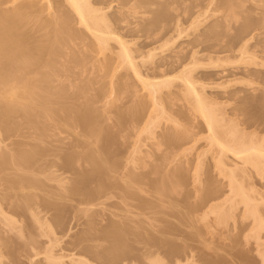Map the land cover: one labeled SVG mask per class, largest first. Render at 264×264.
Wrapping results in <instances>:
<instances>
[{
    "label": "rangeland",
    "instance_id": "obj_1",
    "mask_svg": "<svg viewBox=\"0 0 264 264\" xmlns=\"http://www.w3.org/2000/svg\"><path fill=\"white\" fill-rule=\"evenodd\" d=\"M111 1L113 8L111 6L108 11L120 6L119 3L123 0ZM125 1L123 2L127 4L130 0ZM152 1L150 3L153 4H150L149 0V4L144 3V9L142 5L140 6L144 12L139 7L135 9L137 13L139 12L136 19H133L135 14L131 15V18L128 17L129 20L131 19L129 22L136 21V24L130 23L134 24L131 27L139 24V28H134L140 29L139 31L135 29L137 33L132 31V28L130 31L124 30L123 33L124 37L130 40L129 44L133 52L137 54L140 50L145 52L149 48L157 47L156 58L161 56L164 59L171 57L172 53L177 51L183 54L182 50L189 51L190 48V50L194 48L198 50L199 53L195 50L194 52L198 53L196 55L200 62L195 60L197 56L192 60L193 57L190 55L187 59L191 57L192 61H197V65L201 64V67L194 68L195 78L201 84L204 83L203 86L198 83L199 89L212 106L214 104V107H219H216V110H221L222 114L219 115H223L224 112L223 116H218L221 120L217 119L220 125L215 126L217 129L215 133L218 132V135H215L219 136L222 141H226V144H230L231 130L235 128L233 130L241 133L238 134L240 141L259 144L264 139V0ZM10 2L11 0H2L1 5L5 6ZM24 2L26 0H20V3ZM163 4L166 6L164 7ZM178 4L180 6H177ZM163 7L169 8L170 13H167L172 17L176 14V19L180 17L179 19L184 22L187 18V22L183 24L188 26L187 29H184L180 37H176L178 36L176 34L173 40L171 38L169 41L164 40L167 30L165 27L173 25L176 19L171 18L173 24L170 23L171 19L166 13L168 10L165 13L170 20L169 26H166L168 20L166 22L162 20L164 17L160 18L161 20L156 18L159 20L157 22L154 19L161 15L160 9ZM157 11L159 16L156 14ZM193 13L198 14L199 17L193 15L192 18ZM184 16L185 18L182 19ZM194 18L198 19L196 23L198 25L193 28L189 23ZM146 25L148 28L145 27ZM161 27L165 29V32H162L165 34L164 37L161 31L157 30ZM151 28L154 32L156 30L159 32H156V36H152L155 37L154 39L147 35V32L152 31ZM170 34L167 33L169 38L172 36ZM145 36L148 38L149 45L142 47V43H147ZM151 38L152 43H150ZM185 44L188 49H185ZM177 48H181V51ZM242 50L246 51L245 56L242 54L244 58L241 56ZM94 54L97 57L101 56V53ZM95 56L94 59H96ZM218 57L220 59L217 63H219H215L219 66L212 62ZM94 59L91 61L86 58L89 62L86 61L88 67L81 63L82 67L86 70L91 69ZM187 59L184 64H187ZM190 59L187 62H190ZM83 61L85 63V59ZM79 62H81L80 59ZM48 68L41 70L40 75L47 76ZM57 68L59 72H56L57 75L52 76L51 74L53 79L48 78L50 82L46 86L48 91L50 86L52 88L49 93L54 103H56L55 100H60L55 98L63 94L61 97H64V100L72 101L78 111L82 109L84 111L87 105V95H94L97 110L94 109L96 113L93 114V119L96 117V121L94 120L91 126H94V122L101 124L102 129H98L102 130L101 138L99 136L100 139H96L95 134H93L95 136H89L86 130L89 129L90 124L78 122H74L75 125L68 123L73 127L66 125L69 129H66L64 125H54L57 122H49V120H45L48 122L46 124L43 121L42 125H39L41 124L39 122V126L36 127L35 123L38 121L33 120L35 118H30L34 123L25 122L29 119L24 120L22 115H19L22 116L21 118L17 115V121L25 122H21V127L19 121L20 125L16 124L14 127L16 119L13 118L14 124L13 122L11 124V119L8 124L6 123L12 129L1 126L3 124L0 123V160H6L7 157L12 159L10 156L14 154L17 147H21L19 151L27 150V153L29 150L34 153L31 149L39 150L34 161L31 158L26 165L24 164L25 166L22 163L23 166H19L20 168L26 167V174L28 173L29 179L33 180L29 183L35 181L37 183V185L36 183L35 185L28 184L29 188L26 185L27 189L24 188L22 179L19 183L16 181L18 176H21L19 173L24 172L22 169L19 172L20 168L17 165L20 163L15 162L17 164L15 169V165H10L11 159L6 160L7 162H0V165L2 163L1 166L4 167L3 169L0 166V211L2 212L0 213V241L5 243L1 245L0 242V264H74V260L69 258V255H62V261L65 262L62 263L61 259L57 258L61 253L70 254L72 257L81 256L86 264H101L102 260L99 255L110 251L112 253L111 249L115 250L118 247L113 246L118 243H111L112 241H117L121 245V240L128 237L130 238L128 242L140 245L144 244L141 243L143 240L147 242L157 239L158 241L160 235L164 233L166 237L165 235L161 237L166 238L164 242L160 243V240L156 243L162 245L165 241H169L167 244L169 246L165 248H169L167 250L171 248L173 258L180 254L182 264H264V227L258 228L259 218L245 212L243 198L236 184L241 183L250 193V197L253 196L252 199L263 207L264 174L262 175L256 166L243 162L228 150L225 154L221 153L222 149L219 152L220 145L215 143L213 137H210L211 130L202 115L194 108L192 99L177 92L176 89L180 88L178 87L179 79H173V84H169L165 92L158 96V100L160 101L159 97L162 100L158 108V104L150 99L147 90L135 77H126V82L124 79L122 82L119 80L117 82V77H114L116 82L113 84L109 76L99 79L95 76L96 74H93L90 84L87 83L90 78H86L85 81L84 76L81 77L82 75L79 76L77 73L69 75V78L61 76L64 68L60 64ZM179 68L175 70L173 68V71L168 74L177 73ZM88 71L85 72L86 75ZM62 78H66L65 82L61 80ZM70 80L74 81V85L77 83L79 85L81 81L86 82V85L90 84L86 86V89L84 88L87 95L77 93L75 96L71 93L73 88L76 92V86H68L66 82ZM118 88L121 90L119 91ZM167 91L173 93L167 94L169 93ZM118 92H121L122 97L118 99L117 107L128 115L121 122L116 123L115 109L109 108L105 102L109 98L113 100L114 97L116 100ZM138 98H143L142 102L145 106L141 100L138 102ZM135 103L139 107L141 104V107H144L141 111L139 108L135 111H139L140 114L132 111L136 109H133ZM98 124L95 123L96 128L100 126ZM96 128L93 127L92 130L90 128L91 132H89L94 133ZM170 133L174 134V137L180 134L184 137L180 135V139L166 140ZM8 149L14 152L9 155L10 150ZM85 149H91L93 156L99 153L104 157L107 161L103 158L106 168L104 167L105 169L103 168L101 172L95 170L96 165L93 166L95 159L91 157L94 159L91 160L90 155L85 153L87 152ZM68 154H72L73 159ZM5 162H9L10 166L3 164ZM229 169L235 171L233 179L236 177L237 180L234 181L236 183L232 181L233 179L231 180L233 174L231 175ZM80 178L83 180L79 181ZM74 180H76L75 184ZM21 182L23 186L20 185ZM164 182L168 186L173 185V188L169 186V189L165 188L166 191H164L161 189ZM39 184L41 187L35 188ZM79 185H82V191L76 189ZM20 187L24 188V191H20L18 189ZM95 191L96 195H94ZM20 192L31 195L30 207H26L25 197L22 200L20 197L23 194ZM88 193L92 196L91 194L87 196ZM13 195L16 196L13 197ZM32 197L35 199L33 200ZM20 199L23 201L20 202L22 204H17L21 201ZM134 203H148L150 206L155 204L156 207L151 206L152 208L146 205L149 206L148 210L149 208L154 209L153 212L156 210L159 213L155 211L156 213H150L149 216L147 206L141 205L143 208L145 206L148 212V215H146L147 212L142 214L145 208L144 210L141 208V211L138 209L140 205H132ZM126 207L130 211L133 209L134 214L124 215L121 211ZM223 208L230 210V213L229 216L226 215L228 217H223L222 214V219H220L222 211L226 213ZM181 213L187 215L186 220L183 219L184 215ZM262 213L264 214V210ZM177 214L180 215V220ZM3 215L12 217L15 221H13L15 224H12L15 229L11 224L9 225L11 222L8 221V224L4 222L7 218L5 219ZM37 217L41 219L38 220L39 222L36 220ZM178 221L182 223H177ZM127 226L128 229H126ZM140 235L146 239L140 238ZM136 238L142 241H138V244Z\"/></svg>",
    "mask_w": 264,
    "mask_h": 264
},
{
    "label": "bare ground",
    "instance_id": "obj_2",
    "mask_svg": "<svg viewBox=\"0 0 264 264\" xmlns=\"http://www.w3.org/2000/svg\"><path fill=\"white\" fill-rule=\"evenodd\" d=\"M110 1L111 0H106V1L105 0H103V1L102 0H26V2L20 3V0H11V2L9 4L2 6L1 5L2 0H0V123L3 124L1 126H5L6 128L9 127L7 125L9 120L11 119L10 122L12 124V122L14 121L13 119H16L19 115H22L24 120L29 119V120H26L25 122L30 121V122L34 123L31 120L33 118H35L33 120L38 121V122L36 121L37 123H35L36 127L39 125H42L43 121L45 122V124L48 123L45 120H49V122H57V123H54V125H56V124L61 125V126L64 125L65 128L67 127L66 129H69V127L73 128L70 125H68V123L72 124L74 122H78V123H83L86 125L90 124L89 129L86 130V132H88V135L89 136H95L96 135V139H100L101 138L100 133L102 132V130L101 131H99V130H100V128L102 129V126H101V124H98L99 122H94V126L92 125L94 128L97 127L96 126L97 124L100 126H98V128H96L93 131L94 133H92V134L90 133L91 132L90 128H91V130L93 128L91 126V123L94 120L96 121V119H95L96 117L93 119V117L96 113L95 111L97 110L95 107L96 101L93 98L94 95L85 94V92L87 93V91H85L86 86L87 87L90 86L91 80L93 78L91 76L93 74L94 75L96 74L95 76H97V78H99V79H101V77L109 76L111 79V82L113 84L116 82V80H114V77H117V82H118V80L120 82L125 80V82H126L127 81L126 77H129V76L135 77V79L137 78V80L142 84V87L147 90L146 92H147V95L150 97V99L153 100V102L155 104L159 105V106L157 105L158 108H160V104L162 103V102L160 103V101H162L160 97H159L160 101L158 100V96L165 92L166 88H168V85L169 84L171 85L173 79L174 80L179 79L178 80L179 81L178 87H180V88L176 89L177 92L182 93L184 96H187V98L190 97L189 98L190 100L192 99L194 108L202 115L204 121L207 123V125L209 126V128L211 130L212 136L210 135V137H213V139L216 141L215 143L220 145L221 148H219V152L221 151L220 149H222L221 153L224 152L222 154H225V152L228 150V151L234 153L240 159H242L243 162H249V163L253 164L254 166H256V168H258V171L261 174L262 173L264 174V139L259 144L254 143V142H250V141H243V140L240 141L239 135L241 133H239V132L237 133V131L233 130L235 128H233L231 130V133H232L230 136L231 137V143H230V141L228 142L230 144H226L225 143L226 141H222V139L219 136L218 137L220 139L215 135V134L218 135V132L215 133L217 130L215 128V126L217 127L218 124L220 123L219 120H221V118H218V116L219 117L223 116L224 112H223V115H219V114H222L221 110L220 111H219V109L216 110V107L217 108H219V107L216 105H215L216 107H214V104L212 106L209 103L207 97L205 95H203L202 91H200V89H199V84H201V83L197 78H195L196 76H194V68H198L199 66L201 67V64L197 65L196 64L197 61H195V60L199 61L198 55H196L199 53V51L195 50V48L193 50H190L191 48L188 49L187 45L185 44V46H186L185 49L187 48L189 51L182 50L183 54H180L179 51L176 50L177 52L174 51L175 53H172L171 57L170 56L167 58L165 57L164 58L165 60L163 58H161V56H160V58H156V53H157L156 48L157 47L156 48L155 47L149 48L145 52L140 50L137 54H135L133 52L132 46L129 44L130 40L126 39L123 35L124 30L130 31L132 28L131 25H134V24H130V23L136 22L135 20L134 21L132 20V22H129L131 19L129 20L128 17L130 16V18H131L134 14H135V16L133 17V19L135 17H137V14L139 12L137 13L136 8L137 7L140 8L141 5H142L141 7H143L144 3H145V5H146V2H147V4H149L152 0L151 1L149 0V3H148V0H130V1L126 0V1H129L127 4L123 2L124 0L123 1L120 0L121 1V3H119L120 6L118 5L116 8L114 7L115 9L108 11L109 8L112 6V3L110 4ZM113 1H111V2H113ZM104 3H106L107 5L108 4H110V5L106 6V4H104ZM178 3H179V1H178ZM150 4H153V3H150ZM163 6L165 7L166 4L165 5L163 4ZM177 6H180V5L178 4ZM164 7H163V9H160L161 15L158 14V11L156 12V14L158 16L159 15L160 16L155 17L154 19L158 18L159 20H161L164 17L162 20H165V22L168 20V18L169 19H171V18L176 19V17H175L176 14L172 17V15L168 14V13H170V10H168L169 8L167 7V9H165ZM112 8H113V6H112ZM140 9L142 10V8H140ZM140 9H138V11ZM143 9H144V7H143ZM146 9H147V7H146ZM166 10H168V11H166ZM142 11L144 12V10H142ZM165 11H166V13L168 12L167 13L168 18L166 16ZM185 11H186V9H185ZM129 12H131V13H129ZM128 14H130V15H128ZM195 14L194 13L191 14L192 18H193V15H195ZM163 15H165V16H163ZM195 16H198V14ZM179 18L174 20V24L172 22L173 19H171V22H170V20H168V23H167L168 25H166V26H169L170 23H172L173 25L170 24V26L168 28L165 27V29H167L166 35L162 33V32H165L164 28L163 29H162V27L159 29L155 28L158 31L159 30L161 31V32L160 31L159 32L162 33L161 35H163V37L165 35V39L164 38H162V39L169 41L172 38V40H173V36H175L177 34L178 36H176V37H180L181 34L187 29L186 27H188V26L183 25V24H185V22H187L186 21L187 18H185V16L182 18V19L185 18L184 22H183V20H181ZM188 18L191 19L190 17H188ZM158 19H156V22L159 21ZM194 19H195V21H194ZM194 19L191 21L189 20L190 21L189 25H190V27L192 26L193 28L196 25H198V24H196V23H198V21H197L198 19H196V18H194ZM153 21L155 22V20H153ZM140 26H141V23H140ZM134 27L139 28V24H137V26L136 25L133 26V28H132V31H136V33H137L140 29L138 30L137 28H134ZM145 27H147V25ZM135 29H137L138 31ZM141 30H142V28H141ZM146 30H148V29H146ZM150 30H152V28ZM157 30H156V32H158ZM162 30H164V31H162ZM142 31H144V30H142ZM156 32H154V29H153L151 32H147V35H148V37L156 36L155 35ZM140 33H141V31H140ZM140 33H138V34L141 35ZM144 33H145V31H144ZM158 33H157V35H158ZM167 33L168 34L171 33L170 35H172V36H170V38H169L167 36ZM161 35H158V36H161ZM166 36L168 37V39ZM152 38L154 39L155 37H152ZM152 38L150 40L151 41L150 43H152V41H153ZM157 39H159V37H157ZM162 39H160V40H162ZM146 40H147V43H145V44L142 43L141 44L142 47L149 45L148 44L149 41H148L147 37H146ZM190 41L192 42L191 39H190ZM190 41H187V42L191 43ZM181 45H180V47H181ZM181 48H179V49L177 48V49L180 50ZM194 50L198 51V53L194 52ZM191 51H192V53H191ZM94 53H101V56L97 57V56H95ZM244 53H246V51L242 50L241 56L243 58L245 56ZM190 55L193 58L189 57V59L191 58L192 60L194 59V57L197 56L196 57L197 59H195L194 61H192L190 59L194 63H192L191 61L187 62L189 60L187 58ZM94 56L96 59H94ZM162 57H163V55H162ZM247 57L248 56H246V58ZM86 58H88V60H91V61L94 59L93 63H94V65L96 64V66L93 65V67H95V68H93L91 66V69L86 70V69H84L85 67H82L83 64H85V66L88 67V64H86L88 62L86 60ZM79 59L81 60V62H79ZM83 59H85V63H84ZM186 59H187V61H186L187 64H184V61ZM218 59H220V58L218 57L216 59V61L212 60V62H214L213 64L217 65L219 63V62L217 63ZM75 62H76V64H75ZM81 63H83V64H81ZM59 64H60V66H63V68H64L61 72V76L63 75V76L68 77L69 75L77 73L79 76L82 75L81 77L84 76L83 77L84 79L83 78L82 79L85 81H86V78H90V79H88L90 82L87 81V83H90L89 85H86L87 84L86 82L82 83V81H81V83H79V85H78V83L76 85H74L75 83H73L74 82L73 80L66 82L69 85L66 83H63V84L68 85V86L71 85V87L73 85H74V87L76 86L75 87L76 92L74 91V88L73 89L71 88L72 91L70 89L71 93H73L75 96H77V93H78V95L84 94V96H86V95L88 96L87 100H86L87 105H86V108L84 111H83V109L78 111L77 108H75V105L73 104L72 101L64 100V97L63 98L61 97V95H63V94H61L62 91L60 93L61 95H59V98H55V99H60V100H58V101L55 100L56 103H54L53 97L49 93V92H51L50 90H52L51 86L49 87L50 90L49 91L47 90V87H46V86H48L47 83L50 82V81H48V80H50L48 78H51V80H52L53 79L52 76L54 74L57 75V73L59 72L58 68H57V67H59ZM177 64L180 67V68L176 67L177 69L179 68V71L175 74H168L171 71H173V68H174V70L176 69L175 66H178ZM90 65H91V63H90ZM215 65H214V67L219 66V65H217V66H215ZM44 67L45 68L49 67L48 68L49 74L47 72L48 77L46 75L45 76L40 75L41 74L40 71L41 70L44 71V69H45ZM56 69H57V71H56ZM86 71H88L87 73L90 75V77L88 74L87 75L85 74ZM38 72H39V74H38ZM51 74H52V76H51ZM85 76H88V77H85ZM196 79L199 82H197ZM61 80L62 81L64 80V82H65L66 78H62ZM175 85L177 86V84H175ZM201 85L203 86L204 83H202ZM80 87H82V88H80ZM112 90L113 89H111V92H113ZM118 90L120 91L121 88L120 89L118 88ZM167 90H170V89H167ZM172 91H171V93L174 92V91L173 92ZM167 92H169L167 94H171L170 91H167ZM174 93H176V92H174ZM120 94H121V92H118V95L120 97L117 95L118 98L116 100H114L116 98V97H114L113 100H109L110 99L109 98L108 99L109 101L106 99L107 102H105L106 105L107 104L109 105V108L111 107V108L115 109L114 111H115V118L116 119L114 118V120H117V121H115L116 123L121 122L122 119L123 118L125 119L126 115H128L127 113L125 114L121 108L119 109L117 107L118 106L117 101L119 98L122 97V95H120ZM53 95H55V94H53ZM138 99H139V101H138ZM138 99H137V101L140 102V100H141V103L143 104V106H145V104L142 102L143 98H138ZM137 101H134V102H137ZM157 101H158V103H157ZM135 104L137 105V103H135ZM142 104H141V106H142ZM136 105L133 108V109H135V108L136 109L132 110L133 112H135L137 110V108H139L140 111L142 110L141 108H144L141 106L139 107V105H137L138 106L137 107ZM94 109H96V110H94ZM93 110H94V112H93ZM124 111L126 112L127 110H124ZM218 111H219V113H218ZM135 113L140 114L139 111L135 112ZM138 114H136V116ZM13 116H16V117H13ZM21 117L19 116L18 118H21ZM30 118H32V119H30ZM17 119L14 121L15 122L14 127L16 126V124H19V122L21 124V125L19 124L21 127L22 123L24 121L22 122L21 120H18L19 121L18 122ZM217 119H219V120H217ZM14 122H13V124H14ZM16 122H18V123H16ZM39 122H41V124H39ZM216 122H218V123H216ZM95 123H96V125H95ZM66 125H68L69 127ZM74 125H75V123H74ZM74 125H72V126H74ZM61 126H59V127L63 128ZM3 129H5V128H3ZM9 129H12V128L9 127ZM212 130H214L213 133H212ZM93 134H95V135H93ZM171 135H172V133H170V135L167 136L166 140L169 139V140L174 141L173 139H178V138L180 139L181 134L178 137L176 135L174 137L173 136L174 134L172 136ZM243 135H244V133H243ZM99 136H100V138H99ZM181 136L184 137V135H181ZM18 148L19 147H17V149ZM17 149H15V152L13 151L14 154H12L13 153L12 149L11 150L8 149V150H10L9 155L12 154L10 156V157H12V159L11 158L8 159V157L6 158L7 161H9L11 159V161H9L10 165L11 166L15 165V169H16V165L18 163H20V165L18 164L17 167L20 168L24 164L26 165V163H28V161L31 160V158L34 161V158L36 159V157L38 155L37 153H39V150H35V149H33V150L31 149V151H34V153L29 152L30 150L27 153V150L25 151V149H23L22 151H19V150H21V147L18 149V151H17ZM90 150L91 149L86 150L87 152H85V153L90 155L89 158L91 160L93 158L95 159V160L93 159L95 161V162H93V166L96 165V166H94V168H96L95 170H98L101 172V170L106 166V164H105L106 159L104 157L100 156L99 153L98 154L95 153V155L96 154L97 155L93 156V154H92L93 152ZM35 151H37V152H35ZM4 155H5V153H4ZM4 155H3V157H4ZM13 155H15L16 157L15 156L13 157ZM68 155H70V157L73 156L72 154H68ZM68 157L69 156H67V159H68ZM91 157H93V158H91ZM97 157L99 159H97ZM103 158L105 159V161H103ZM220 158H219V161L221 162L222 158L221 159ZM1 160H0V162L6 161L5 159H1ZM68 160H70V159H68ZM64 161H65V159H64ZM6 162L3 164L8 165L9 162L8 163H6ZM67 162L69 163V161H67ZM21 163L23 165H21ZM29 164H30V162H29ZM1 165H2V163H1ZM10 165H8V167ZM1 167H3V166H1ZM10 168L13 169L12 167H10ZM25 168L26 167L19 169V172H21L22 170L24 172H21L22 174L19 173L21 176H18L19 178H18V180L16 179V181H18L17 183H19L22 179V181H24L23 182L24 184L21 182L20 185L23 184L25 186L24 188L27 189V188H29L28 184H31L33 182V180H31L32 178L29 179L30 176L27 175L28 173L26 174L27 171L25 172ZM3 169H4V167H3ZM29 169H28V171H30ZM14 171H18V170H14ZM230 172H231V175L233 174L232 178H231V180H232L233 176H235V173H234L235 171L231 169ZM24 173L26 174V176ZM87 173H89V172H87ZM235 178L236 177H234V179L232 180L233 182L237 180ZM81 179L82 178H80L79 181L83 180V179L82 180ZM86 179H88V178H86ZM30 181H32V182L29 183ZM74 181H75L74 182V184H75L76 180H74ZM84 181H85V179H84ZM26 182H27V184H26ZM169 182H168V184H171ZM34 183H36V181ZM34 183H32L31 185H35ZM234 183H236V182H234ZM163 184H162L163 186L161 185L162 186L161 189H164V191H166L165 188L169 189V186L171 187V185L168 186V184L166 182H164ZM165 184H167V185H165ZM236 184H237V187L239 189L238 192L241 194V196H242L241 198H243V205H244L245 212L247 214L248 213L253 214V216L255 218H259L258 220H260V221L258 223V225H259L258 228L259 227L263 228L264 227V214L262 213V210H264V206L261 207L260 203L254 201V199H252L253 196H252V198L250 197L251 196L250 193L247 191V189L245 187H243V185L241 183L238 184V182H237ZM23 185H21V186H23ZM26 185L28 186L27 188H26ZM36 185H37V183H36ZM77 185H75V186H77ZM240 185H242V187ZM100 186H104V185H100ZM165 186H167V187H165ZM33 187H35V186H33ZM40 187L41 186L39 184V186H37L35 188L39 189ZM234 187H236V186L234 185ZM20 188L22 189V187H20ZM20 188H18L20 191H24V188L22 190ZM172 188H173V185H172L171 189ZM76 189L79 191H82L83 187H82V185H79ZM20 193H22V192H20ZM22 194L23 195L20 198L23 200V198L25 197L24 200H26V201L24 203H26L25 204L26 207H30L31 195H28L29 193H26V194L22 193ZM90 194L88 193L87 196ZM94 195H96V191L94 192ZM15 196L13 195V197H15ZM91 196H92V194H91ZM33 198L34 197H32V199ZM22 200L18 201L19 203H17V204H22V203H20V202H23ZM49 204H51V203H49ZM137 204L138 203H136V204L134 203L132 205L137 206ZM146 204L149 205L148 203H143V204L139 203L138 205H140V206L138 209H140L142 211L141 208H143V206H141V205L147 206ZM145 206H144V208H145ZM149 206H147V210H148ZM151 206L156 207L155 204L151 205ZM17 207H18V205H17ZM176 207H177V205H176ZM144 208H143V210H144ZM129 209H131V208H129ZM229 209H230V207H229ZM231 209H232V207H231ZM145 210H146V208H145ZM147 210L145 212L142 211V214H145L147 212ZM153 210L154 209L150 210V208H149V210H148L149 216H150V213L153 214V213L157 212L156 210H155L156 212L155 211L153 212ZM224 210H226L225 211L226 213H224V211H222L221 216L219 217L220 219H222V214H223V217L229 216L228 214L230 213L229 212L230 210L229 211H227V209H224ZM132 211H133V209H132ZM132 211L128 210L126 207L121 212L124 215H129V214H134ZM0 213L2 214L1 211H0ZM139 213H140V211H139ZM157 213H159V212H157ZM179 214H180V211H179ZM181 214L184 215L183 213H181ZM137 215H139V214H137ZM146 215H148V212L146 213ZM226 215H228V216H226ZM3 216H5V215H3ZM185 216L187 217V215L182 216V217H184L183 219H185ZM177 217L180 220V218H181L180 215H178ZM0 218H1V216H0ZM6 218H7V221H4V222H6V223L8 221L11 222V223H9V225L11 224V226H13L12 224H15L14 223L15 221L12 219V217L10 218L6 215L5 219ZM37 218L38 219L35 218L37 221L41 220L39 217H37ZM2 219L5 220L3 217H2ZM178 219H176V220H178ZM223 219L225 220V218H223ZM180 222L182 223V221H180ZM180 222L178 221L177 223H180ZM7 224H5V225H7ZM147 224H149V223H147ZM6 227H8V225ZM13 227H10V228L15 229V226H13ZM126 229H128V226ZM17 230H15V231H17ZM136 235H137V237H139V234L136 233ZM163 235H165V233L161 234L160 236L163 237ZM167 235H168V233H167ZM141 236L142 235H140V238L143 239L144 237H141ZM161 237H159L158 239L161 240L160 243H163L164 240L166 239L165 238L166 235L164 238H161ZM167 237H169V235ZM125 238H123L122 240L120 239L122 242L121 245L116 240H115L116 242H114V241L111 242V243H118V245H115V244L113 245L115 247L116 246H118V247H116V248L114 247L115 250L110 248L112 250V253H110L111 251L108 250L110 252L100 254L99 256L101 257V260H102L101 264H146V263L147 264H182L180 254H179V256H176L175 258H173L174 254H173V252L171 254V252H170L171 248H170V250H167L169 248H165V246H167V244H169L168 243L169 241H165L166 244L164 243L161 245L159 243H156V242L160 241V240L157 241L156 238H155L156 239L155 241H150V240L147 241V242H151L150 244L145 242L146 240L142 241L140 239V241H142L141 243L145 244V245L140 244V245H142V246H140V245L131 244L130 242H128V239H130V238L127 237L126 238L127 240ZM144 239H146V238H144ZM133 240H135V239H133ZM136 241L138 242L139 240H137V238H136ZM137 242H136V244H137ZM139 242H138V244H139ZM2 244H5V243L1 242V245ZM130 244L132 246H130ZM62 255L63 256L69 255L68 257L72 258L74 260V264H86L85 260L81 256H73L72 257V255H70V254L66 255V254L61 253V255H59V257L57 256V258L61 259L62 263H65L64 261H62V257H63Z\"/></svg>",
    "mask_w": 264,
    "mask_h": 264
}]
</instances>
